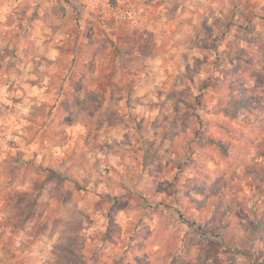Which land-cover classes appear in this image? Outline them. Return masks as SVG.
Listing matches in <instances>:
<instances>
[{"label": "rangeland", "instance_id": "rangeland-1", "mask_svg": "<svg viewBox=\"0 0 264 264\" xmlns=\"http://www.w3.org/2000/svg\"><path fill=\"white\" fill-rule=\"evenodd\" d=\"M188 2L167 0L171 5L167 20L176 19L177 12L183 14L180 27L193 33L187 41L189 51L216 54L211 63L217 75L201 82L194 92L195 106H202L204 94L210 93L209 99L217 101L213 114L225 121L197 116L198 127L184 143L180 137L188 127V114L168 124L166 108L168 101H174V111L181 103L194 111L193 105L184 93L157 90L156 99H164L160 117L152 122L153 135L167 128L152 153L155 166L148 173L153 199L140 197L136 205L145 216L155 215L159 230L152 232L144 217L131 228L121 222V212L126 218L134 210L126 197L103 196L91 214L80 211L75 202L84 200L88 188L75 179L80 162L75 153L71 162L49 159L38 155L35 143L27 142L30 136L43 141L58 136L62 143L68 142L64 129L99 99L87 91L88 76L102 78L106 86L119 79L124 95L117 98L106 91L105 101H115L117 107L131 103L124 98L126 90L147 75L143 67L155 56L154 51L144 58L138 51L150 31L120 15L121 0H0V161H7L6 153L16 142H4V122L22 111L9 105L23 104L26 92L34 90L40 95L32 99L41 100L38 111L43 112L29 110L32 119H25L24 127L16 122L17 135L25 139L8 161L6 183L0 163V264H264V9L252 0H228L231 7L224 20L209 23L216 0H208L199 14L182 7ZM151 4L152 0H144L146 8ZM41 11L53 21L46 31L37 24ZM182 60L184 78L191 83L210 58H193L190 65L183 54ZM172 86L176 88L175 81ZM61 94L64 99L57 106L53 101ZM49 119L59 132H52ZM146 119H140L134 131L143 132ZM236 121L250 131H238L231 123ZM105 147L98 146L100 151ZM140 147L151 150L154 142L144 140ZM169 155L172 159H165ZM100 183L93 185V191ZM155 197L161 198L155 201ZM54 206L65 211L67 222L45 215ZM96 214L106 222L101 225L104 230L88 235L98 223L92 218ZM61 225L64 231L52 243ZM181 232L182 246L174 248ZM192 248L198 252L191 259ZM50 255L55 259L49 260Z\"/></svg>", "mask_w": 264, "mask_h": 264}, {"label": "clouds", "instance_id": "clouds-1", "mask_svg": "<svg viewBox=\"0 0 264 264\" xmlns=\"http://www.w3.org/2000/svg\"><path fill=\"white\" fill-rule=\"evenodd\" d=\"M37 3L41 0H36ZM81 3L87 2V0H80ZM252 2L258 5L259 8L264 9V0H252ZM46 6V5H45ZM171 7L167 0H152V4L146 8L144 6V0H121V8L123 12L120 13L127 20H131L133 23H138L147 28L148 31L154 33L153 45L155 48V56L153 59L147 62V65L143 67V73L147 75H141L137 78L136 84L129 85L126 90L127 95L124 97L126 100L131 99V103L126 106L117 107L115 101L106 102L105 92L109 95L119 98L124 95L122 91L121 81L117 79L116 82L107 85L102 81V78L93 79L88 76L90 80V86L87 87V91L94 93L99 97L91 107L82 112L77 118L74 125L64 129V133L69 137L67 143H62L58 136L50 141L34 140L32 137H28V143H35L36 147L40 149L38 155L48 156L49 159L56 157L63 159L67 162L72 161L73 153H75L77 160L80 162L74 169L75 179L80 181L83 185L87 184L88 195L82 202L76 201L77 208L80 211L91 214L93 211V205L101 200L103 196L112 197H126L131 203L134 210L130 211L125 218L123 212L120 213L121 222L124 223L126 228L134 226L141 217H144V224L147 225L152 232L159 230L155 215L148 213L146 216L142 209L136 207L141 203L140 197L144 199L152 200L150 189L154 188L152 185V177L148 175L149 171L153 170L155 163L152 153L155 151V147L159 146L161 136L163 135L167 125L159 129L157 135H153L152 122L157 120L161 115L160 103L164 99L161 97L156 99L157 90H161L167 94L170 90H174L177 95L184 93V98L193 105V109L185 108L184 104H179L178 111H174V101H168L166 108V115L168 117V124L173 120L180 121L185 119V114H188L187 122L188 127L181 132L180 139L184 143H187L191 139L190 133L194 131L198 124L196 123V117L199 116L204 121H225V117L214 115L216 108V99H209L212 95L210 93L204 94V103L200 107L195 106L196 97L195 91H199L200 84L209 76H215L217 73L212 67L211 59L215 58V53L204 52L199 49H193L189 51L187 47V41L193 37V33L190 28H181L180 24L184 21L183 14L177 12V17L174 20L168 21L166 13ZM189 10L195 9L197 14L201 8L208 7V0H189L186 5L182 6ZM230 3L228 0H216V3L211 4L212 15L210 16L209 23L213 20H224L230 10ZM119 12V10H117ZM41 19L37 21V24L44 27L45 31L52 25L53 21L44 16V12H40ZM154 20V23H153ZM196 21L194 20L193 23ZM188 56V63H193V58L203 59L204 56L210 58L209 63L204 65L198 75L192 77L190 80L184 78L185 66L182 60V55ZM79 67V66H77ZM75 70V69H74ZM35 79V77H31ZM64 78L63 74L58 77L59 80ZM173 81L176 82V88L173 89ZM65 91H68L67 85L64 86ZM12 95H20L18 92H13ZM34 90H28L26 92V99L23 104L9 105L11 108H22V111L17 112L14 118L10 121L4 122V142L9 140H15L12 148L6 153L7 161H0L4 164L5 170V183L7 181V167L8 161L12 160L15 152L20 151L18 147L21 140L25 137L23 134L17 135L19 129L15 128L17 121L20 122V127H24L25 119H32L29 116V110L33 114L42 115L43 112H39L40 99H32L33 96H39ZM64 99V95L61 94L53 103L57 106L59 101ZM5 104H9V101L5 99ZM91 113V115L89 114ZM115 114V115H113ZM147 118L143 124L144 131H134L136 129V123L144 118ZM55 118V117H54ZM9 123L13 125L10 129ZM232 126L238 131L248 133L250 128L245 127L243 124L231 122ZM51 124L52 132L55 134L60 131L57 124ZM39 127V125H34ZM99 129H102L100 131ZM35 133H32L34 136ZM128 140H125V137ZM234 142L240 143V141L232 138ZM91 141L85 147V141ZM144 140L154 142V147L151 150H141L140 145ZM140 143H137V142ZM129 142L130 145L129 146ZM107 145L104 151H100L98 146ZM167 147V145H165ZM24 151H35V149H24ZM163 156V151L159 153ZM165 159H172V155L165 157ZM97 162L98 165H97ZM23 159L20 160V164H24ZM105 169L108 170L106 174ZM164 178H167L165 176ZM101 181L99 187L93 191V185ZM161 197H155V201ZM69 208L72 207L70 204ZM107 209H105L106 211ZM45 215H51L53 219H64L67 222L68 216L63 209L59 207L51 208ZM97 220L98 223L95 228L88 231V235H92L97 230L103 231L101 225L106 222L96 214L92 217ZM64 231V225L52 235L51 242H57L61 234ZM128 232L126 234L130 235ZM184 239L181 232L175 240L174 248L181 247L180 241ZM156 242H160L159 238L154 236ZM173 248H169L172 251ZM198 252L197 248H192L190 258ZM49 260L55 259L53 256L47 257Z\"/></svg>", "mask_w": 264, "mask_h": 264}, {"label": "trees", "instance_id": "trees-1", "mask_svg": "<svg viewBox=\"0 0 264 264\" xmlns=\"http://www.w3.org/2000/svg\"><path fill=\"white\" fill-rule=\"evenodd\" d=\"M153 40H154V33L150 32L145 36L144 40L140 43L138 47V51L142 57L148 58L154 54L155 48L153 45Z\"/></svg>", "mask_w": 264, "mask_h": 264}, {"label": "crops", "instance_id": "crops-1", "mask_svg": "<svg viewBox=\"0 0 264 264\" xmlns=\"http://www.w3.org/2000/svg\"><path fill=\"white\" fill-rule=\"evenodd\" d=\"M125 19V18H124Z\"/></svg>", "mask_w": 264, "mask_h": 264}]
</instances>
